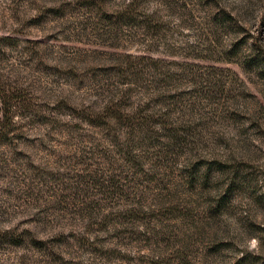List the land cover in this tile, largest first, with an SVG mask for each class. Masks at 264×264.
I'll use <instances>...</instances> for the list:
<instances>
[{"label":"rangeland","instance_id":"374dc122","mask_svg":"<svg viewBox=\"0 0 264 264\" xmlns=\"http://www.w3.org/2000/svg\"><path fill=\"white\" fill-rule=\"evenodd\" d=\"M0 99V264H264V0H0Z\"/></svg>","mask_w":264,"mask_h":264},{"label":"trees","instance_id":"16d2710c","mask_svg":"<svg viewBox=\"0 0 264 264\" xmlns=\"http://www.w3.org/2000/svg\"><path fill=\"white\" fill-rule=\"evenodd\" d=\"M254 62V61H253ZM0 102L2 103V104H4L5 105V102H6V100L4 99V101H3V99H0ZM8 121V120H7ZM12 121H8V123L5 121V113L3 112V114L0 116V132L2 131H7L8 129L6 128L7 127V125H9V123H11Z\"/></svg>","mask_w":264,"mask_h":264}]
</instances>
